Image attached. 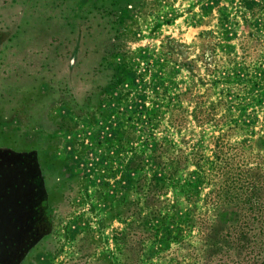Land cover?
<instances>
[{
	"label": "rangeland",
	"instance_id": "obj_1",
	"mask_svg": "<svg viewBox=\"0 0 264 264\" xmlns=\"http://www.w3.org/2000/svg\"><path fill=\"white\" fill-rule=\"evenodd\" d=\"M260 175L264 0H0V264H264Z\"/></svg>",
	"mask_w": 264,
	"mask_h": 264
},
{
	"label": "trees",
	"instance_id": "obj_2",
	"mask_svg": "<svg viewBox=\"0 0 264 264\" xmlns=\"http://www.w3.org/2000/svg\"><path fill=\"white\" fill-rule=\"evenodd\" d=\"M203 157L199 158L198 160H194L195 164L198 165L199 167H201V162H202ZM227 171L224 172V175H227ZM220 175V174H219ZM262 176L260 175V177L257 180H251L250 182V188H251V192L248 195V200L250 201L247 203V206H239L237 205L234 211H233V215L235 216V219L237 217L238 220H242L243 218H246L248 220L252 221H259L262 220V218L264 217V178H261ZM232 176H227L226 178H223L222 182L220 183V188L219 190H217L216 192H218V201L216 203H219L221 199L224 200V195L231 189V180H232ZM233 183V181H232ZM139 188H141V183L138 186ZM141 191L143 193H145V197L152 196L150 195L152 194V187H150L149 191L150 193L147 195V192H144L143 189H141ZM215 192V189H212L211 192L208 194V196L206 197L207 200L211 197V194ZM234 193H237V195L242 194V192H238V190L233 189ZM228 195H230L229 193H227ZM220 199V200H219ZM222 200V201H223ZM222 205V204H221ZM249 205V206H248ZM222 211L225 213L227 211V206L226 205H222L221 207ZM227 212L225 213L226 216Z\"/></svg>",
	"mask_w": 264,
	"mask_h": 264
}]
</instances>
